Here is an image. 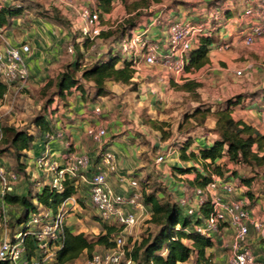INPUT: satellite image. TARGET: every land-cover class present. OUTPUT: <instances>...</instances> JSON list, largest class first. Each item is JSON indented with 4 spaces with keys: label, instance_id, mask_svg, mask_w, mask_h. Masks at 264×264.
Wrapping results in <instances>:
<instances>
[{
    "label": "crops",
    "instance_id": "obj_1",
    "mask_svg": "<svg viewBox=\"0 0 264 264\" xmlns=\"http://www.w3.org/2000/svg\"><path fill=\"white\" fill-rule=\"evenodd\" d=\"M52 1L54 4L53 6H50V4L46 5V13L44 12V14H46L45 16L40 14L39 16L35 15V12H39L40 7V3L36 0H6L5 3V5L13 3L31 5V7L25 9L26 14L21 17L13 18L12 25L4 28L13 44L24 42L31 46L32 52L27 56V63L31 74L29 85L30 87H41L40 89L59 73L54 74L55 72L51 70L55 68L58 62L64 57L65 46H67L68 51L69 46L73 45L75 48V44L77 43L80 48V53L84 54L86 52V48L83 46V42L86 38L82 34L81 22L77 17L75 8L66 0H62L60 3H55L54 0ZM55 1L59 2L58 0ZM124 1L130 3L134 0H114L111 11L102 13L103 32L115 28L118 23L128 16ZM182 1L188 3L189 0ZM162 3H164V0L160 3H153L148 8H144V15L141 17V22L136 29L144 30L154 17L161 16V26H151L149 30L150 36L153 39L160 40L161 43H164L170 25L165 24L164 21L169 19V23H171L175 18L184 16L188 13L184 11L181 5L176 7H174V5L165 6L163 7L164 10H162ZM53 8H58L61 11L67 23L58 24L51 19L53 16ZM193 11H197V9L194 8ZM242 11L243 10H240L236 14H229L225 17L221 28L225 29L226 37L224 36V38L221 36L214 39L209 53L210 63L200 70H195V74H203V72L210 70L214 71L215 69H211V67H215L218 64L227 63L229 66L230 63H233L234 60L240 56L238 50L242 47L241 45H244L242 34L246 32L251 21L246 17L240 18ZM107 42H109L110 45L104 50ZM223 43H229L231 45L230 49H221L220 46ZM98 49L106 53L114 50V52H119L121 57H123L119 51L118 43L113 42L111 39L105 40L99 37L95 39L94 45L89 50L87 49V51ZM155 68L157 70V76H155L151 84L157 85V87L150 89L147 94L143 93L142 84L137 86L136 91H131L127 86L110 83L109 88L111 94L96 96L91 83H87L84 89L73 88L68 94L65 102L56 100L51 107L53 112L48 116L53 134L41 136V138H38L33 143L31 150L25 152V157L23 156L21 162L27 166L25 170L26 177L25 175L22 176L20 183L15 186L12 195H25L32 190L33 195L40 192L45 185L49 184L50 175L43 170H40L38 175L39 178L33 177L36 168L35 160L42 153L47 152L52 161L62 166L68 163L69 157L73 154H89L92 158L91 167L88 171H82L80 177L76 180L78 192L74 197L76 198L77 206L68 214L66 220V227L76 234L82 233L76 232L72 228V224L76 216H82L86 213V207L82 199H87L88 203L93 206L90 199L89 180L100 162L101 154L104 152H112L116 155L117 171L110 174L108 177L111 188L116 193L128 196L132 195L134 190L129 187L127 182H122L121 177L136 179L139 182V191L142 195L141 202L145 206V210L137 211L139 218L138 224L129 230L134 237L129 241L130 243L126 244L127 249H131L132 246L141 239L142 234L139 233L142 231V224H144V231L149 227L148 220L151 217L152 206L144 203V198L148 193L153 191V187L151 186L154 183L161 184V189L165 190V192L170 195H174L175 199L164 200L178 202L181 198L186 196L191 204L195 206V208H198V198L193 197L194 199L192 200L191 197L187 195V191L183 185L184 183H188L189 186L195 189L196 185L193 182L197 177V170L203 174L205 171L202 165L196 161L184 160L181 157V147L182 144L190 138L192 140V145L188 149L187 155L191 152L199 154L200 149L209 146L217 135L211 131L207 132L209 135L213 136V139L208 141L207 135H198L199 132H201V128L199 127L194 130L181 131V141L183 142L179 143L178 147H176L175 144L168 143L172 140L173 135L177 134L175 130L177 126L179 128L183 120L174 125L165 117H161V119L158 117L157 109L160 106L156 103L157 88L161 89V110L164 109L165 102H170L164 90H170L167 91V95L169 96L173 89L167 84L168 81H160L159 75L161 74L162 78L163 72H160V67ZM144 69L147 68L145 67ZM145 71L142 70L137 73L135 80L138 81L139 79L144 80L149 78L146 76ZM170 82L172 84L184 83V81L177 83L174 80ZM235 91L236 92L231 93V96L239 93H246L248 90ZM183 93L190 94L187 92ZM260 98H264V93L261 94ZM225 99L226 98H224V100ZM259 99L251 104L237 106L232 114L235 120H243L253 125L264 134V125L260 122L264 102L261 103ZM222 101L223 100H218L216 104ZM198 104L200 103H197L194 108H196ZM97 108H100L101 111L96 112ZM237 115H240L238 119L236 118ZM149 120H157L160 123H166L163 129L170 132V136L163 139L162 132L159 129L153 128L148 123ZM212 123V126L207 124L210 129L214 128L215 120ZM90 127L106 129L107 135L102 145L96 143L88 135L87 130ZM160 133L161 136H159ZM159 137H161V142L158 140ZM163 152L166 154H163ZM159 155H164L165 159L162 163L156 164L155 160ZM220 162L227 163V167L229 168L227 181L236 186L235 192L231 195H227L226 198L231 200L246 198L249 201L252 219L250 222L248 246L255 254L256 259L264 264V167L251 168L237 165L229 162L227 158H222ZM193 165L197 170L188 171L187 168ZM234 171L235 174L233 173ZM243 180L245 181L241 182ZM31 184L33 187H31ZM157 194L159 199L165 196L161 192ZM96 212L99 215L97 210ZM144 221L145 223H143ZM97 222L100 224V218ZM257 224L261 225L259 230L256 228ZM110 225L118 226L113 223ZM232 239V228L228 224H223L213 239L214 246L209 249V252L216 261L227 264L232 255ZM107 251L108 250L104 249V252ZM85 253H83L82 256ZM189 263L191 264V262Z\"/></svg>",
    "mask_w": 264,
    "mask_h": 264
},
{
    "label": "trees",
    "instance_id": "obj_2",
    "mask_svg": "<svg viewBox=\"0 0 264 264\" xmlns=\"http://www.w3.org/2000/svg\"><path fill=\"white\" fill-rule=\"evenodd\" d=\"M113 1L97 0V8L101 12V21H103L102 13L111 11ZM161 1L134 0L130 3L124 1L128 16L118 23L115 28L102 32L100 38L111 39L113 42L118 43L139 26L141 17L144 15V8ZM29 7H31L30 4L13 3L5 5L0 10V28L11 26L13 18L26 14L25 9ZM51 19L58 24L67 23L58 8H53ZM83 43L86 50L94 45V41L89 39H85ZM213 43V36H201L199 38L197 46L188 55L187 70H200L210 63L209 53ZM74 49L77 54V58L73 62L74 66H72L73 64L65 66L40 90L42 98H44L43 101H45L43 113L36 114L25 128H17L12 125L0 128L2 131V138L0 139L1 155L14 153L17 167L23 173L16 170L11 171L26 177L25 170L27 166L21 162L22 157L25 152L31 150L33 143L38 138L53 134L48 120V116L53 112L51 107L58 99L65 102L73 88L84 89L85 83H91L96 96L111 94L110 83L127 86L131 91L137 90L138 84L135 80L137 72L132 68L131 62L121 57L118 52L111 50L94 63L82 68L81 58L83 53H80L77 43ZM202 86L201 81L189 79L183 84L173 85V88L177 91L194 93ZM8 92L7 86L0 80V101L4 100ZM262 93L260 91L250 94H235L215 105L200 103L196 108L184 114L183 123L179 125L180 131L203 128L210 117L215 120L212 132L217 137L209 146L201 148L199 154L191 152L187 155V151L192 145L190 138L181 147V157L184 160L196 161L202 165L205 171L204 174L200 173L194 165L187 168L188 171L197 170L198 172L193 182L196 188L205 189L212 182L214 175L227 181L229 168L227 163L220 162L222 158H227L229 162L237 165L251 168L264 167V134L243 120H235L232 114L237 106L256 102ZM148 123L162 132L163 139L170 136V132L163 129L166 123H160L157 120H149ZM233 173L235 174V171ZM76 180H66L62 190H54L49 185H45L40 192L33 195L32 191L19 196L9 193L6 196L7 204L18 206L20 209V214L18 213L15 220L12 223L10 222L11 230H17L19 224L27 220L31 210L34 212L48 209L56 212L64 200L77 194ZM157 193H148L144 198V202L152 206L151 217L148 220L149 227L131 249L126 248L127 252L123 263L125 264L126 260L131 258L132 264H184L189 262L191 264H222L216 261L209 252V249L214 246L213 239L217 233L214 236H203L194 229L195 224L200 223L203 218L211 213L210 201L208 200L199 208H196L199 215L193 217L188 215L178 202L159 199ZM100 221L102 231L95 240H90L84 233L76 234L65 227L62 236L63 247L57 254L55 264L74 263L85 252L91 258L98 246L106 250L115 248L116 244L113 239L118 236V228L103 221L102 218H100ZM25 249V257L28 260L37 256L36 242L33 238L26 240Z\"/></svg>",
    "mask_w": 264,
    "mask_h": 264
},
{
    "label": "built area",
    "instance_id": "obj_3",
    "mask_svg": "<svg viewBox=\"0 0 264 264\" xmlns=\"http://www.w3.org/2000/svg\"><path fill=\"white\" fill-rule=\"evenodd\" d=\"M59 3L62 0H58ZM75 8L77 17L81 22V31L86 39L95 41L104 31L101 21V12L97 8V0H66ZM6 0H0V10L5 6ZM228 10L231 8L228 7ZM256 14L250 3H245L241 17L252 19L242 34L243 44L254 46L257 41L264 38V29L257 22H253ZM222 16L219 8L210 12L193 11L177 17L169 25L166 41L161 43L150 36L151 26H161V16H156L144 30H132L118 42V48L123 57L131 62L132 68L141 72L145 67H160L163 77L161 82L174 80L177 83L189 80L194 70H187L188 55L197 46L201 36H214L222 26ZM225 18V16H223ZM229 43L221 44V49H230ZM32 49L28 43L13 44L5 28H0V80L7 86L8 91L18 83L19 88H28L31 74L27 63V56ZM74 53V46L68 48ZM238 75L242 71L237 72ZM7 94L4 99L7 98ZM101 109L97 108L96 112ZM260 122L264 125V106L261 111ZM1 128V127H0ZM88 135L98 144L102 145L107 135L105 128L90 127ZM50 136V135H49ZM48 136V137H49ZM2 131L0 129V139ZM164 155L157 156L155 162L164 161ZM116 155L104 152L93 172L90 184V199L103 221L117 224L124 229L135 227L138 224L137 211L145 210L141 202L139 182L133 178L121 177V181L128 183L134 190L132 195L116 193L110 186L108 177L117 171ZM92 158L89 154H73L68 163L60 165L52 161L47 152L42 153L35 160V166L50 175L49 186L54 190H62L64 182L68 179H77L82 171H88ZM22 175L8 170L0 164V264H55L57 254L63 247L62 236L66 227L68 214L77 206L74 196L64 200L58 210L41 209L34 211L29 217L27 225L11 230L10 217L6 196L12 193V186L20 183ZM236 186L219 176L214 175L212 182L205 188H195L199 195L198 208L208 200L211 204V213L194 225L196 232L203 236H214L223 224H228L233 230L231 243L232 255L227 264H263L257 261L251 248L248 246L250 233L251 212L249 201L246 198L237 200L227 199V195L235 192ZM188 215L197 217L198 210L188 197L178 201ZM259 230L260 224L256 225ZM33 238L36 242V255L31 260L25 257V242ZM115 248L104 254H93L87 264H121L126 256V239L118 235L115 237ZM131 258L125 264H132Z\"/></svg>",
    "mask_w": 264,
    "mask_h": 264
},
{
    "label": "rangeland",
    "instance_id": "obj_4",
    "mask_svg": "<svg viewBox=\"0 0 264 264\" xmlns=\"http://www.w3.org/2000/svg\"><path fill=\"white\" fill-rule=\"evenodd\" d=\"M36 1L40 3L39 12L38 11L35 12V15L38 16L39 14L44 16L46 15L44 14V12L46 13L45 9L47 4H50V6L54 5L52 0H36ZM54 2L59 3L56 2L55 0ZM247 2L250 3L256 11L255 16L253 17L255 18V20L253 22H257L264 29V0H189L188 3L182 0H164V3H162L161 5V9L164 10L163 7L165 6L167 7L169 5H174V7L181 5L183 6L185 12L191 14L194 8H196L197 11H199L200 13L202 12L207 13L215 8H219L221 14L227 17L229 14L233 15L239 12L240 10H243L245 7V3ZM228 7L231 8V10H228ZM223 16H222L223 19L222 23L225 20ZM247 19L252 20L250 18ZM169 22H170L169 19L167 21L166 20L164 21L165 24H170ZM136 31H139V29H136ZM221 36L226 37L225 29L223 28L218 30V32L214 34L213 38L217 39V37H221ZM261 40L259 39L257 43L251 47L241 45L242 47H240L238 50L240 56L236 58L233 63H230L229 66L227 63L218 64L215 67L214 66L211 67V69L212 68L215 69L214 71L210 70L207 72H203V74L202 73L195 74L194 72H192L189 79H193V80L198 79L201 80L203 83V86L194 93L184 94L183 92H178L176 89L173 88V85L175 84H172L170 81L167 82V84L173 89V91L168 96L167 91L170 90H164V93L166 94V97L169 98L170 102L168 103L165 102V107L162 110H161V89L157 88L156 103L159 104L158 106H160L157 109L158 117L160 119L161 117H165L166 119L170 120L171 124L175 125L179 123L181 120H183L184 114L186 112H190L197 103H203L206 105H215L218 100H224V98L230 97L231 93L236 92L235 90H237L238 92V90L242 91L246 89L248 90L246 92L248 94L254 92H260V91L264 93V38ZM109 45H110L109 42H107L104 50H106V48ZM106 54L107 53L105 51H100L99 49L94 51L86 50V52L83 54V57L81 58L82 68L84 66H89L90 64L94 63L96 60H98L100 57ZM76 58H77L76 52L73 54L69 53L67 51V46H65L64 57L60 60V62H58L56 67L53 68L51 71H54L55 72L54 74L62 71L65 68V66L69 64H73ZM72 66H74V64ZM143 70L144 71L146 70L145 71L146 76L149 78H146L144 80L139 79L137 81V84L138 85L142 84V91L143 93L147 94V92L150 89L157 87V85L151 84L154 81L155 76H157L156 75L157 70L155 67H149ZM240 70L242 71V74L238 75L237 72ZM86 86L87 83H85L84 87ZM40 88L41 87H37V86L30 87V85L28 88H19L18 83H16L15 87L9 90L7 94L8 95L7 98L0 101L1 127L12 125V126H16L17 128H25L27 125H29L31 119L36 114L43 113V106L45 101H43L44 98H42ZM58 100L61 101L60 99ZM259 101L261 103L264 102L263 99L261 98L259 99ZM239 117L240 115L239 116L237 115L236 118L238 119ZM213 121L214 118L210 117L205 122V127L201 128L200 129L201 132H199L198 134L199 136L200 134L207 135L208 141H211L213 139V136L207 133L210 131L212 132L213 129L212 128L210 129L208 125L212 126ZM175 133H177L178 135L177 134L173 135L172 140L168 143L175 144L176 147H178L179 143L183 142L181 141V135H180L181 131L179 132L178 126L177 129L175 130ZM159 136H161V133ZM158 140L159 142H161V137H159ZM1 154L2 153H0V160H1L0 164H2L8 170H16L22 172L17 167L14 153L11 152V153H5L3 155ZM163 154L166 153L163 152ZM40 170H41L40 168L36 167L33 177L39 178L38 175L40 173ZM31 187H33L32 184ZM151 187H153L152 192H161L162 194L165 195L164 197H161V199L163 200L175 199L174 195H170L166 193L165 190L161 189V184L154 183ZM183 187H185V190L187 191V195L191 197L192 200L195 197L199 199V195H197V193L195 192L194 187L189 186L188 183L186 184L184 183ZM14 188L15 187L12 186V190H14ZM82 200L86 207V213H84V215L82 216L79 215L75 217L74 223L72 224V228L76 232H82L86 234V236L90 240H95L102 231L101 225L97 222V220L100 217L97 214L94 207L88 203L87 199H82ZM7 210H8V216L10 217V222L12 223L15 220V217L18 215V213L20 214V209L18 206H8ZM32 214L33 211L31 210L29 215L31 216ZM29 217L24 223L19 224V228H23L24 225H27ZM143 223H145V221ZM117 228L119 230L118 235L125 237L126 244L130 243L129 241L134 237V235H132V233L129 232L130 228L124 229V227H120V226L119 227L117 226ZM141 229L142 231H140L139 234H143L145 232L143 230L145 229L144 224H142ZM104 253H105L104 249L98 246L93 254H104ZM89 259H90L89 255L85 253L79 260L71 264H87V261ZM121 264H124L123 261Z\"/></svg>",
    "mask_w": 264,
    "mask_h": 264
}]
</instances>
